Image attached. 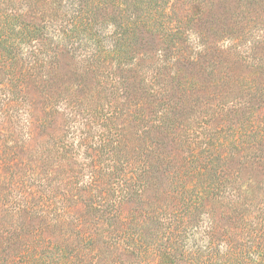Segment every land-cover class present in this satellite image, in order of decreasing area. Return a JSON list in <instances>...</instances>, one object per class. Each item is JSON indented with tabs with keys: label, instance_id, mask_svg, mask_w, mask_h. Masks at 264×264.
<instances>
[{
	"label": "trees",
	"instance_id": "16d2710c",
	"mask_svg": "<svg viewBox=\"0 0 264 264\" xmlns=\"http://www.w3.org/2000/svg\"><path fill=\"white\" fill-rule=\"evenodd\" d=\"M45 1L46 5L38 6L36 1L0 0V104L10 100L7 91L21 90L22 84L29 83L40 87L46 102L52 101L56 94L51 93L50 83L59 48L78 55L73 44L67 46L58 35L68 41L73 35L62 25V2ZM100 1L103 8L112 3L116 11L106 18L113 29L102 35L111 47L98 45L79 53V67L103 72V61L111 57L135 68L138 28L143 25L149 30L154 24L139 9L144 0ZM93 2L97 3L76 0L77 13L70 15V21L82 13L94 23L99 5ZM27 12L30 18L25 19ZM79 25L91 38L102 41L93 25L85 20ZM262 41L264 36L251 39L239 34L230 47L253 58ZM15 68L21 76L14 75ZM138 75V83L145 81ZM256 93L262 99L264 87ZM226 98L221 96L212 104L214 110L228 113L246 106L240 99ZM155 105L160 128L167 124L170 112L164 105ZM121 115L124 109L117 116L105 111L98 128L92 126L93 119L81 129L72 121L63 137L45 141L37 158L42 172L26 180L29 188L36 187L32 194L39 192V207L21 203L20 195L0 198V264H264V126L192 129L180 139L185 155L178 160L163 152L162 142L149 135L145 122L141 126L138 121L132 131ZM9 162L0 158V169L8 166L13 182L17 173ZM170 169H182L175 179L182 203H133L140 202L150 187L158 192L159 174ZM7 179L1 172V184ZM74 203H82L89 217L86 227L80 216L73 215ZM125 203L133 205L125 211ZM32 212L43 219L50 214L46 225L59 230L61 245L42 239L38 227L32 232L26 229L21 214ZM72 234L77 238L73 245ZM39 245L46 249L38 251Z\"/></svg>",
	"mask_w": 264,
	"mask_h": 264
},
{
	"label": "rangeland",
	"instance_id": "374dc122",
	"mask_svg": "<svg viewBox=\"0 0 264 264\" xmlns=\"http://www.w3.org/2000/svg\"><path fill=\"white\" fill-rule=\"evenodd\" d=\"M14 1L25 4L27 0ZM29 1H36L38 6L47 4L45 0ZM60 1L62 9L65 8L62 25L73 35L70 41L62 38L61 33L58 35L67 46L72 43L78 55L74 57L65 48H59L54 80L50 83L53 85L51 93L56 94L52 101L46 102L44 92L31 83L22 84L21 90L7 91L10 100L0 104V158L10 160L17 174L12 182L10 168L2 166L0 173L4 172L9 179L3 184L0 182V198L4 195L7 200H12L20 195L21 203L39 207V192L32 194L36 187L29 188L26 180L36 176L32 173L42 172L41 158H37L45 141L63 137L72 121L81 129L93 119L92 126L98 128L105 111L117 116L124 109L121 117L128 121L132 131L138 121L141 126L145 122L149 135L162 142L163 152L178 160L185 155L180 139L184 134L188 136L192 129L225 125H243L246 129L251 123L264 126V97L256 96V89L264 87V41L255 47L253 58L236 54L230 47L239 34L251 39L264 36V0L141 1L138 6L142 14L154 21L149 30L143 25L138 28L140 41L136 45L135 68L144 76L145 81L141 83L137 81L139 75L135 73V65L118 64L111 57L103 61L104 73L90 69L85 72L79 67V53L86 54L98 45L111 47V41L102 35L114 27L106 20L108 15L116 12L112 10L113 4L103 8L100 0L93 2L99 8L93 13L92 21H95L91 23V16L82 13L70 21V15L77 13L74 11L76 0ZM24 18H30V13L27 12ZM83 20L98 30L102 41L91 38L87 34L89 31L82 29L79 24ZM14 75L21 76L17 68ZM124 79L126 83H121ZM221 96H228L226 99L229 100L240 99L246 106L228 113L219 108L214 110L212 104ZM155 103L164 105L170 112L167 124L160 128L156 127L159 121ZM181 170H168L170 176L165 172L159 174V191L150 187L140 202L133 203H182L175 182ZM73 205V215L80 216L82 227H86L89 217L84 214L82 203ZM132 205L125 203L122 208L126 211ZM21 218L29 232L38 227L42 239L51 240L58 246L62 244L59 230L46 225V221H51L50 214L43 219L35 212L22 213ZM220 222L224 223V220ZM70 240L73 245L77 238L72 234ZM44 247L39 245L38 251Z\"/></svg>",
	"mask_w": 264,
	"mask_h": 264
}]
</instances>
